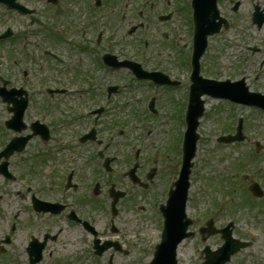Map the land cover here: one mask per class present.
I'll use <instances>...</instances> for the list:
<instances>
[{
    "label": "flooded vegetation",
    "instance_id": "obj_1",
    "mask_svg": "<svg viewBox=\"0 0 264 264\" xmlns=\"http://www.w3.org/2000/svg\"><path fill=\"white\" fill-rule=\"evenodd\" d=\"M227 1L230 10L223 6ZM16 2L31 14L13 11L15 22L27 19L29 25L28 30L14 31L12 36L19 44L28 41L31 51L36 47L30 55L38 52L66 67L70 63L52 46L63 44L65 55H76L79 62L87 64L77 65L69 73L63 71L61 80L65 79V84L55 82L54 86L37 83L32 72L19 62L8 73L0 69V185L7 187H0V221L8 214L7 229L0 230V264H95L94 260L133 264V256L142 258L136 264H150L166 224L161 209L167 203L170 182H179L181 168L180 157L169 153L175 106L163 89H176L185 78L187 62L178 66L181 62L176 46L180 18L193 34L194 0H140L137 5L143 3L137 17L131 12L133 0ZM237 2H241L239 10ZM218 3L221 11L233 14L247 4L250 19L263 6L262 0ZM133 45L140 55L150 58L133 56ZM161 53L171 57L176 67L154 64L155 56ZM132 60L147 72L172 77L177 84L156 86L148 80H137L125 67ZM132 86L152 87L168 110L156 97L149 98L147 91L139 96L132 90L129 94ZM133 106L144 123L139 138L159 136L157 142H150L160 153L153 162L145 158L142 145L134 153L127 146L111 151L117 135L130 140L132 132L140 133L133 126ZM153 106L158 114L150 112ZM152 122L155 125L149 129ZM104 133L107 135L102 136ZM82 159H87L86 167L96 171L86 186L83 177L76 181ZM172 160L176 164L170 166ZM25 167L36 171L37 175H32L35 178L24 173ZM259 200L264 205V196ZM244 201L257 210L247 197ZM85 205H92L90 210L101 208L104 216L86 211ZM210 220L200 225L203 221L193 219L188 230L193 237L202 236ZM186 223L179 219L173 222L176 236ZM246 231L250 234L251 230ZM139 234L144 241H139ZM205 239V244L210 242L211 234ZM102 248L107 251L99 256ZM80 250L82 255L76 253ZM99 258L105 259L99 262ZM233 263L234 259L229 264Z\"/></svg>",
    "mask_w": 264,
    "mask_h": 264
},
{
    "label": "rangeland",
    "instance_id": "obj_2",
    "mask_svg": "<svg viewBox=\"0 0 264 264\" xmlns=\"http://www.w3.org/2000/svg\"><path fill=\"white\" fill-rule=\"evenodd\" d=\"M133 1L134 2L131 12L133 15H135V17H137L138 10H140L142 7L143 2L137 5V2H140V0ZM180 1L183 3L184 0ZM262 1L264 6V0ZM228 2L229 1L224 2L223 6L225 9L230 10ZM246 5L241 8L238 14H233L230 12V19L232 18L234 27L226 32L221 33V35L218 37H214L210 40L209 48L204 56V62L207 68L205 71H203V75H209L208 77H212L217 80H226V77H231L233 80H239L244 77L247 85L250 88V91H260L264 93V64L262 65V60L264 58V27L259 30L252 24L250 19V8ZM0 16H2V20L0 22V34L4 33L8 26H10V28L13 30L18 31V33H22L26 31V29L28 30L29 24L27 19H23L22 22H15V17L12 13L9 15H1V9ZM44 18L46 19V14ZM55 25L56 24L53 22L54 28H56ZM184 25V20L180 18L178 34H184L188 36L189 29L184 28ZM40 43L43 44V42ZM21 44L17 43L12 38L0 43V69H2L4 73H8L17 67L19 62V45ZM62 45L57 48V45L52 44L53 48H55L53 50L60 54L58 56H61L70 63V65L66 67L58 63L53 58L47 57L46 55H39L38 52H36L34 55H27L26 67L28 71L30 70V72H32L33 78L37 83L44 82L45 84L52 86L55 85V82L58 84H65L63 81L65 79L61 80V77H63V71L69 73L71 69L75 68L77 65L82 67L83 64H87L86 61H83V64L81 61L79 62L76 55H65L64 50L66 49ZM250 48H257V50H260V52L254 53ZM132 49L133 56H137V58L140 56H146L150 58V55H140L134 45L132 46ZM35 51H37L36 47L31 52ZM187 58L188 53H186L185 45H183V47L179 50V61L181 63H178V66L182 67L184 65L182 62H185ZM153 63L156 65L160 63L158 65L167 66L168 68L176 67L171 57L166 56L165 53L156 55ZM55 78H59L60 80H54ZM180 84V87L173 90L168 88L163 89L166 98L175 106V115L173 117V127L171 130V138L169 143V149L171 152L169 153L178 155L179 157L181 155V147L183 144L182 141L185 129V117L188 109L190 92L189 81L182 79ZM72 85L76 86L78 84L74 83ZM131 90L133 91L134 95H138V93L147 91L149 93V98L156 97L158 101L162 102V106L167 109V105L163 101L161 95H156V90L152 87L145 86L143 88H139L138 86H132V89L127 90L129 94H131ZM38 99H41V97ZM57 99L59 98H54V100ZM204 100L207 102L206 105H208V107H206V112L201 119L202 136L200 140L202 143H200L198 146L199 152L195 159V163L199 166V174L195 172L194 178H196V180L195 186L192 190L190 215L195 217V219L198 218V221H203L200 225H203L204 223L206 224L208 218H217L218 225H221L223 224V219L227 218L226 220H228L231 215L228 206L224 205L225 209L223 207L225 199L227 202H229V204L231 201H233V203H241L242 190L247 189L250 184V182L238 181L239 172L236 170L237 165H244V169H240V166L238 169L242 170L243 172H249L253 174L252 178L260 181L264 187V113L256 109L247 108L245 106L233 107L232 105H228L223 101L213 100L208 97H204ZM159 106L161 107L160 104ZM134 110L135 107L133 106V126L136 127L140 133L135 134L132 132L130 140L126 138L121 139L117 135L115 138V143L111 147V151L115 152V150L118 149L121 151L124 146H127L128 150L134 153L137 150L136 147L142 145L144 147L143 153L146 154L145 158L153 162L155 160L154 157L156 154L160 153L154 149L155 147L150 145V142H157L159 136L152 139L139 138V136H141V129H143L142 125L144 123L141 118L136 116ZM242 117L245 119V131L247 132L248 140H245L243 143L231 145L218 143L217 140L220 138V136L234 135L236 124ZM154 125L155 123L152 122L149 129H151ZM105 135L107 134L104 133L102 136ZM254 139H258L262 142L261 150H257ZM159 149L163 150L162 148ZM202 151L204 153H202ZM116 152L119 153V151ZM151 154H153L152 157L150 156ZM84 160L82 159L81 161V165L76 176V181L78 182L79 179L83 177L85 179L84 186H86L95 177L96 171L93 173L92 169L86 167L87 159ZM174 164H176V162L175 160H172L170 166ZM257 170H259L260 173L255 175L254 172ZM117 171L121 170L117 169ZM24 173L30 178H35L32 176L34 174L37 175L36 171L30 167H25ZM36 178H38V176H36ZM206 179L209 181L214 179L215 181L219 182L206 183ZM222 184L225 186L227 185V190H229L227 194H225L224 190H222ZM237 185V191L233 193V189L234 187H237ZM0 187L2 189L7 188L2 183ZM217 192L221 194V201L219 202L213 199ZM215 202H217V209L212 210ZM229 206L231 207L232 205ZM91 208L92 205H85L86 211L94 212L96 216H104L105 213L101 208L97 207L90 210ZM238 214L239 217L236 218L235 222L239 227L236 230V237L242 240H252L255 247L242 252L241 255H238L234 259L233 264H264L263 260H261V258L264 256V205L261 203L258 206V210H251L248 207H242L240 205ZM132 215L133 214H131V216ZM7 222L8 214L5 220L0 221V230L7 229ZM246 229L253 231L256 234V237L250 236L249 233H245ZM195 231L197 230L195 229ZM200 238L198 236L195 241H192V239L187 241L185 247L181 249L180 260L182 264H203L204 260L202 258V254L200 255V253H197L196 251L198 246L202 247ZM20 239L23 241V227H21ZM209 243L212 250H215L217 246H221L223 244V241L218 236H215L210 239ZM20 249L21 254H23L22 247ZM70 252L72 253V251ZM76 253L82 255L83 250H80V252ZM103 259L101 261H103ZM137 260L141 261L142 258H135L134 256L132 257L133 264H136L138 262ZM94 261L95 264H103L96 263V260ZM54 264L62 263L58 261Z\"/></svg>",
    "mask_w": 264,
    "mask_h": 264
},
{
    "label": "water",
    "instance_id": "obj_3",
    "mask_svg": "<svg viewBox=\"0 0 264 264\" xmlns=\"http://www.w3.org/2000/svg\"><path fill=\"white\" fill-rule=\"evenodd\" d=\"M192 118L194 120V116L193 115H192ZM187 147H189V145ZM181 195L183 196L182 197L183 201H181V202H184L185 203V198H186V190L185 189H182L181 188ZM173 202H174V200H173Z\"/></svg>",
    "mask_w": 264,
    "mask_h": 264
},
{
    "label": "bare ground",
    "instance_id": "obj_4",
    "mask_svg": "<svg viewBox=\"0 0 264 264\" xmlns=\"http://www.w3.org/2000/svg\"><path fill=\"white\" fill-rule=\"evenodd\" d=\"M206 107H208V105H206Z\"/></svg>",
    "mask_w": 264,
    "mask_h": 264
}]
</instances>
